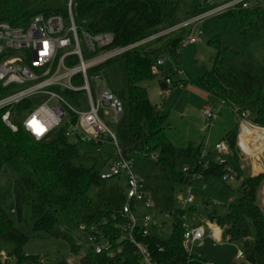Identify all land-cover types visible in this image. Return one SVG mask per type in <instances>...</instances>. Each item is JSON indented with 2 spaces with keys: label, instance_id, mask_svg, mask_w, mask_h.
<instances>
[{
  "label": "trees",
  "instance_id": "16d2710c",
  "mask_svg": "<svg viewBox=\"0 0 264 264\" xmlns=\"http://www.w3.org/2000/svg\"><path fill=\"white\" fill-rule=\"evenodd\" d=\"M69 1L0 0V23L26 27L38 15H58L68 20ZM249 2V8L239 5L214 18H227L228 30L224 36L208 40V45L217 51L214 66L202 70L194 86L206 94L212 104L224 101L233 113H249L253 123L264 128V67L249 50L260 38L264 26V0ZM184 7L183 0L176 3L170 0H72L71 9L79 28L92 36L113 34L112 48H118L136 44L208 10L201 5L181 17ZM182 37L160 38L129 50L90 72L96 74L103 70L106 88L122 104L123 114L116 124V133L123 156L127 159L157 156L144 184L152 197L155 213L171 215L172 231L166 240L155 234L135 236L147 246L155 264L208 263L195 252H187L183 246L184 219L194 210L195 204L187 210L179 208L176 194L192 185L196 176H202L204 181L209 178L222 181L224 173V167L215 163L212 153L203 157L202 143H190L184 148L173 145L167 134V116L162 114L161 107L151 102L147 87L142 85L158 78L152 74L155 55L168 50L178 57L176 48ZM165 40L168 41L163 48L150 49L149 45ZM162 73L164 80L172 81L173 87L188 84L186 80L175 79L177 71ZM13 90L14 87H3L0 83V98ZM64 96L79 105L74 93L67 92ZM30 104L25 101L16 107V115L22 114ZM3 113L0 112V168L3 164L9 165L17 178L12 188L14 218L0 203V249L16 264H42L39 255L26 251L31 238L18 228L23 224L32 233L69 241L76 253L81 245L70 232L61 228V216L69 218L78 228L96 226L114 242L122 236L120 227L128 224L124 213L127 204L125 180L105 181L100 177L102 170H97L96 165H75L76 160L87 158L80 156L78 145L66 136V126L57 129L49 139L37 142L17 120V132L6 127L2 122ZM239 133L238 123V130L223 139L230 147L234 156L232 164L239 175L237 187L232 190L237 199L231 201L224 215L211 208L209 221L227 235L229 243H243L245 262L238 264H264V209L260 204L264 173L244 175L237 153ZM131 207L134 211L136 205L132 203ZM218 228L214 226L219 232ZM123 246V253L116 257L89 251L80 264H139L140 256L135 247L129 242Z\"/></svg>",
  "mask_w": 264,
  "mask_h": 264
},
{
  "label": "built area",
  "instance_id": "2783aa9c",
  "mask_svg": "<svg viewBox=\"0 0 264 264\" xmlns=\"http://www.w3.org/2000/svg\"><path fill=\"white\" fill-rule=\"evenodd\" d=\"M202 5L208 7L204 13L184 19L176 26L136 44L118 48H112L113 34L92 36L76 25L71 9L72 0L68 4V20L58 15L49 17L38 15L26 27H13L5 22L0 23V83L3 87H14L10 94L0 98V112L4 111L2 115L4 125L13 132H17L18 126L15 121H19L23 129L37 142L49 139L57 129L63 126L67 127L66 136L76 145L79 143L103 144L105 135L111 139L114 160L104 166L100 177L105 181L118 178L125 180L127 204L124 207V213L127 215L128 224L120 227L123 234L115 242L96 226L90 229L82 227L81 229L88 234L89 251L95 255L106 254L109 257H116L123 253V244L129 242L140 256L139 264H155L147 246L135 238L136 234H141L143 237L151 235L153 217L149 213L138 217L136 211L141 203L146 211L154 210L152 197L144 181L134 173L132 159L123 156L117 133L112 131L102 119V116L111 117V123L116 125L123 114L122 104L106 86L97 90L95 95L89 74L93 69L122 56L129 50L148 45L160 38L171 37L184 30L187 32L181 39L180 47L195 45L198 39L204 36L198 30L204 21L224 15L239 5L249 8L251 3L249 0H202ZM83 42L88 50L87 57ZM165 64L164 57L159 56L152 66V74L160 76ZM93 79L101 80L102 77L94 75ZM75 80L82 81L83 85L74 86ZM163 82L167 86L163 93L168 95L173 83L170 79H165ZM67 92H84L88 100V109L85 110L81 104L72 107L64 96ZM25 101L31 104L22 114L16 115V107ZM216 105L212 108H203V116L209 123V128L218 118L220 110L227 106L224 101H219ZM238 117L241 131L237 141V153L243 160L241 155L247 157L248 153L241 145L240 135L246 126L251 128L253 126L248 122L249 113H243ZM263 140L258 139V143L263 145ZM209 153H214L215 163L224 167L222 182L230 186L236 184L239 175L232 164L234 156L227 142L222 140L213 146L207 140L203 143L202 155L206 157ZM254 153L257 154L255 158L258 162H262L263 153L260 149H255ZM150 159L156 161L157 156H151ZM198 183H205L202 176H196L192 185L177 192L176 201L179 208L187 210L196 203L198 191L206 189L204 185L200 189L196 188ZM132 203L136 205L134 211L131 209ZM211 208L214 206L211 205ZM164 216L171 219L169 214ZM184 221L183 246L187 252H194L195 246L202 247L206 239H214L213 233L207 234L203 226L189 225L186 223V218ZM197 256L200 259L203 258L201 254ZM242 258L243 253L238 252L236 259ZM0 262L16 264L2 249H0ZM39 262L46 264L42 259Z\"/></svg>",
  "mask_w": 264,
  "mask_h": 264
},
{
  "label": "rangeland",
  "instance_id": "374dc122",
  "mask_svg": "<svg viewBox=\"0 0 264 264\" xmlns=\"http://www.w3.org/2000/svg\"><path fill=\"white\" fill-rule=\"evenodd\" d=\"M174 3L179 0H170ZM185 7L182 9L181 17L186 16V12L191 9H198L202 5V0H183ZM223 2V1H221ZM262 2V1H261ZM218 18V17H217ZM228 19H208L204 21L198 30L203 33V37L199 38L195 45L186 47L177 46L176 58L168 50H164L158 55L154 56V60H158L159 56H163L165 59V66L162 71L172 72L177 71L174 75L175 79L186 80L187 85L180 84L178 87H171L170 94L163 93L161 88V82H163V73L154 81L145 82L142 85L148 88L150 99L153 104L161 107L162 114L167 116V134L170 141L176 148H184L190 142L196 144L204 143L209 140L210 144L218 143L226 138L230 132H236L238 130L239 117L233 113L228 106H224L219 114L218 118L214 121L213 126L209 128V123L203 116L204 107H216L217 105L209 102L201 92L194 86L202 74V70H210L214 66V58L217 51L215 48L208 45V40L217 36H224L228 30ZM187 31H182L178 34L171 35V39L182 37ZM197 34V33H196ZM81 38L83 36L81 35ZM84 41V40H83ZM162 41L157 44H151L150 49L163 48L166 44ZM147 46V48L149 47ZM83 48L87 57L88 50L85 48L83 42ZM180 48V49H179ZM180 50V51H179ZM250 54L252 57L264 67V26L261 29L260 38L250 45ZM94 75H100L101 80L93 79ZM91 84L96 95V91L105 86L104 71L100 70L96 74L90 73ZM161 81V82H160ZM164 83V82H163ZM73 85L80 87L83 85L82 81L75 80ZM75 99L78 104L84 106L85 110L88 109V100L84 92L74 93ZM67 101L72 107H76L72 101ZM248 118V122L253 128L246 126L244 129H252L253 136L257 135L259 126L255 125L252 121V116ZM112 116V113H111ZM104 123L112 130L116 132V125L111 123V117L102 116ZM258 127V128H254ZM241 131V127H240ZM244 131V130H243ZM259 137V136H258ZM103 144L92 143H79L78 150L80 156H84L87 160H76L75 165L79 166L83 164L85 167H91L96 165L97 170H103L104 166L114 160V147L111 143V139L108 135L104 136ZM257 142V140H256ZM251 143V142H250ZM252 144V143H251ZM256 144L253 143V147ZM254 153V150H252ZM87 155V156H86ZM90 156V157H88ZM257 156L254 153L250 158L241 155L240 166L246 177V171H252L253 173H264V154L262 155V162H258L255 158ZM153 161L142 156H133L132 165L133 171L136 176L145 181L148 177ZM248 163V166L244 169V165ZM261 169V171H260ZM255 176V175H254ZM17 176L12 168L3 164L0 168V203L3 208L10 213V216L14 218L13 209L14 201L12 198V188ZM206 186L205 190H199L197 193V201L194 206V210H190L185 216L186 223L193 226H203L207 232V226L209 221L210 206L213 205L214 209L220 214L227 213V208L231 201H236L237 196L232 193L233 189H236V184H225L217 178H209L205 183H198L195 187L202 188ZM94 193H92L93 196ZM260 204L264 209V193L262 189ZM136 215L141 217L142 215L149 213L153 217L151 234H155L159 238L166 240L169 238L172 225L171 219L163 215H159L154 210L146 211L142 203L138 206ZM61 228L67 230L75 238V242L80 244L81 247L76 253H73L72 247L69 241L63 239L51 238L42 233H32L25 225L19 224L18 228L28 235L31 240L26 247V251L29 254L39 255L46 263H55L58 261H66L69 264H80L81 258L89 252L90 245L88 244V234L81 228H78L69 218L61 216L60 219ZM218 227V226H217ZM218 236L219 232L215 231ZM243 243L236 244L229 243L227 241V235L223 233L222 240L210 241L206 239L202 247H194L196 254H201L203 259L212 264H233L244 263L245 258L237 260L236 256L238 252H243Z\"/></svg>",
  "mask_w": 264,
  "mask_h": 264
},
{
  "label": "crops",
  "instance_id": "0c3cea01",
  "mask_svg": "<svg viewBox=\"0 0 264 264\" xmlns=\"http://www.w3.org/2000/svg\"><path fill=\"white\" fill-rule=\"evenodd\" d=\"M161 82V81H160ZM163 82H161V85H162ZM162 88V86H161ZM148 89V88H147ZM164 90V89H163ZM149 92V91H148ZM201 94L208 100L207 98V95L204 94L203 92H201ZM150 98V96H149ZM151 100V99H150ZM209 101V100H208ZM152 102V100H151ZM253 133H256V132H253L252 129H244V131L241 133L240 135V142H241V145L242 147L245 149V151L248 153L247 155V158H250L251 156L254 155V153H252L251 149L252 150H255V149H260V152L264 154V129L262 130H258L257 132V135L255 134V137L253 136ZM259 136V137H258ZM258 139L260 140H263V145H260L258 143ZM257 140V142H256ZM247 141H248V144H247ZM252 144H251V143ZM190 143H193L195 145H199V144H196L195 142H190ZM189 143V144H190ZM253 143L256 144L255 147H253ZM216 144V143H215ZM188 145V144H187ZM214 146V144H212ZM213 155H215L214 153H212ZM246 166H248V163L246 165H244V169L246 168ZM261 171V169H260ZM247 175L248 176H254V175H258L260 172L258 173H253L251 170L250 171H246ZM206 182V181H205ZM198 198V197H197ZM197 201V199H196ZM201 226V225H200ZM214 226L217 227L216 224H212L210 221H208V226H207V234H210L211 232L213 233V240H222L223 239V231H221L218 227V230H219V234L218 236L216 235L215 233V229H214ZM210 241H213L212 239H208Z\"/></svg>",
  "mask_w": 264,
  "mask_h": 264
},
{
  "label": "water",
  "instance_id": "95a60500",
  "mask_svg": "<svg viewBox=\"0 0 264 264\" xmlns=\"http://www.w3.org/2000/svg\"><path fill=\"white\" fill-rule=\"evenodd\" d=\"M161 86H162V88H163V89H166V88H167V86H166V84H165V83H162V85H161Z\"/></svg>",
  "mask_w": 264,
  "mask_h": 264
}]
</instances>
